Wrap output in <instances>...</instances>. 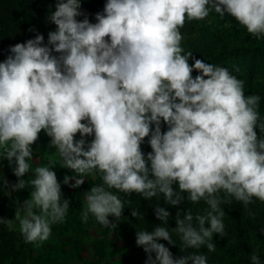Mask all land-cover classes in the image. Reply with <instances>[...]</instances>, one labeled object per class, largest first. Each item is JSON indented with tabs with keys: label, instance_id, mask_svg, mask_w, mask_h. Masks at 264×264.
I'll return each instance as SVG.
<instances>
[{
	"label": "clouds",
	"instance_id": "clouds-1",
	"mask_svg": "<svg viewBox=\"0 0 264 264\" xmlns=\"http://www.w3.org/2000/svg\"><path fill=\"white\" fill-rule=\"evenodd\" d=\"M54 7L47 43L37 33L10 45L0 61V172L7 160L17 177L11 189H30L15 211L23 240L40 247L65 221L70 202L53 170L58 164L71 170L63 177L71 188L99 174L102 182L83 193L82 219L103 227L122 217L120 193L150 201L163 194L171 206L203 201V212L178 210L171 232V214L157 202L162 223L136 230L135 243L145 264H208L199 250L214 252V233L226 235L221 205L234 200L254 218L249 205L264 203V117L260 95H246L233 70L185 52L181 29L214 11L264 39V0H105L95 22L82 0H55ZM41 132L60 159L33 169ZM2 182L9 186L4 175ZM173 232L185 253L176 258L158 242L175 246ZM249 259L264 264L258 249Z\"/></svg>",
	"mask_w": 264,
	"mask_h": 264
},
{
	"label": "trees",
	"instance_id": "trees-1",
	"mask_svg": "<svg viewBox=\"0 0 264 264\" xmlns=\"http://www.w3.org/2000/svg\"><path fill=\"white\" fill-rule=\"evenodd\" d=\"M104 3L105 0H82L81 10L95 22V13L103 9ZM54 6L55 0H0V61L9 54L10 45L34 38L37 33L43 34L47 43L48 32L56 28L54 23L47 21L51 11L55 10ZM211 16L217 17V20L211 19ZM78 19H83V16ZM181 32L184 36L182 46L185 52L192 51L198 59L228 67L237 78L244 80L246 95H260L259 111L264 117V39H257L248 34L234 18L228 15L221 18L214 11L206 20L187 22ZM189 62L192 63L191 60ZM196 74L194 71L193 76ZM49 140L50 138L41 132L39 140L33 145V150L51 151L53 148L48 147ZM142 150L145 153L151 151L147 138ZM96 176L94 183L100 184L102 181L99 174ZM119 195L125 200L122 217L116 222L112 216L109 219L115 222L135 262H139L138 253L143 260L146 261L147 258L143 248L135 243L136 230L151 231L155 225L162 223L155 216L157 202L171 214L168 222L170 232L171 228L176 226L175 215L178 210L190 209L195 214L203 212L207 207L203 201L191 204L186 199L178 206L167 205L164 203L163 194L160 199L156 197L151 201L135 193L130 197H125L122 193ZM8 199V186L0 180V217H4L3 207ZM129 199L131 203H127ZM221 207L226 212L224 217L226 235L221 237L214 233L213 242L216 244L214 252H208L206 247L199 250L207 256L208 264H250L249 256L253 249L259 250L261 260L264 261V232H261V228H264V203L254 200L249 205V209L256 213L254 218L247 214L248 210L242 204L234 200L231 204ZM132 209L138 210L140 216L133 217ZM172 239L176 243L175 246L164 240L158 242L169 247L174 258L184 255L185 253L179 249L181 244L179 236L173 232ZM27 244L16 230L7 224H0V264H25L24 249ZM152 255L155 258V253Z\"/></svg>",
	"mask_w": 264,
	"mask_h": 264
},
{
	"label": "rangeland",
	"instance_id": "rangeland-1",
	"mask_svg": "<svg viewBox=\"0 0 264 264\" xmlns=\"http://www.w3.org/2000/svg\"><path fill=\"white\" fill-rule=\"evenodd\" d=\"M217 17L211 16V19ZM49 159L59 161L56 149L49 152L33 150V159L29 163L34 169L37 164H48ZM3 172H0V180L9 182V199L3 207L6 220H10L7 225L19 232V223L15 220V211L29 197L30 189L25 188L20 191H13L11 184L15 183L17 177L8 166L7 160L3 162ZM61 182L63 198L70 202L69 210L65 221L52 226V235L40 247L27 244L24 249L25 264H145V260L138 253V261L135 262L130 252L125 246L124 240L119 233V229L103 227L95 219L89 216L87 222L82 219L83 193L94 183L96 174H87L85 183L80 188H71L63 184L65 174L72 175L71 170L61 168L58 164L53 169ZM33 178L31 173L23 177ZM75 181H70L74 183Z\"/></svg>",
	"mask_w": 264,
	"mask_h": 264
}]
</instances>
